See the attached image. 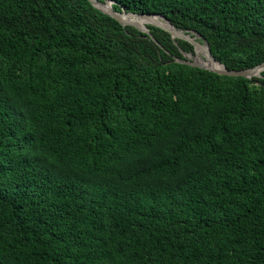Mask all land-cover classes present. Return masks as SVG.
I'll list each match as a JSON object with an SVG mask.
<instances>
[{
	"label": "trees",
	"instance_id": "obj_1",
	"mask_svg": "<svg viewBox=\"0 0 264 264\" xmlns=\"http://www.w3.org/2000/svg\"><path fill=\"white\" fill-rule=\"evenodd\" d=\"M111 1L264 62V0ZM147 26L0 0V264H264V70Z\"/></svg>",
	"mask_w": 264,
	"mask_h": 264
},
{
	"label": "water",
	"instance_id": "obj_2",
	"mask_svg": "<svg viewBox=\"0 0 264 264\" xmlns=\"http://www.w3.org/2000/svg\"><path fill=\"white\" fill-rule=\"evenodd\" d=\"M95 7L99 8L101 11L112 16L118 20L123 25H131L139 30L146 33L154 42L160 44L157 39L153 36L148 28V24L160 27L171 34L172 38L184 39L189 41L193 47L194 51L201 50L208 58L209 62L204 63L202 61L195 59V54L184 52L183 59L176 58L178 62L188 64L190 66L207 69L219 74L229 75V76H243L251 78L253 76H260V72L264 70V62L255 65L253 67L230 70L226 68L221 62H219L211 52L209 43L197 32L192 31L186 33L185 31L176 28L172 22L164 15L161 14H148V13H137L128 12L125 10L116 11L111 0H89Z\"/></svg>",
	"mask_w": 264,
	"mask_h": 264
},
{
	"label": "bare ground",
	"instance_id": "obj_3",
	"mask_svg": "<svg viewBox=\"0 0 264 264\" xmlns=\"http://www.w3.org/2000/svg\"><path fill=\"white\" fill-rule=\"evenodd\" d=\"M194 57H195L196 60L202 61L204 63H208L209 62V58L201 50H196Z\"/></svg>",
	"mask_w": 264,
	"mask_h": 264
}]
</instances>
